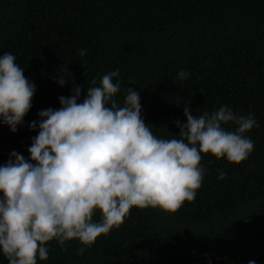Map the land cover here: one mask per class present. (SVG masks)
Here are the masks:
<instances>
[{"label": "trees", "instance_id": "1", "mask_svg": "<svg viewBox=\"0 0 264 264\" xmlns=\"http://www.w3.org/2000/svg\"><path fill=\"white\" fill-rule=\"evenodd\" d=\"M4 53L17 57L36 92L17 132L0 125V164L12 151L29 158L38 129L28 125L40 110L60 107L72 80L84 85L82 100L94 77L116 70V99L122 105L134 83L158 137L178 134L174 121L186 123V104L197 116L223 105L257 121L243 162L202 156L194 201L175 213L133 207L82 253L75 240L66 250L48 242L49 258L38 264H264V0H0ZM181 70L186 80L177 79ZM58 75L71 79L61 87ZM0 264H8L2 252Z\"/></svg>", "mask_w": 264, "mask_h": 264}, {"label": "clouds", "instance_id": "2", "mask_svg": "<svg viewBox=\"0 0 264 264\" xmlns=\"http://www.w3.org/2000/svg\"><path fill=\"white\" fill-rule=\"evenodd\" d=\"M16 61L12 53L0 55V125L13 133L24 123L36 92ZM188 75L181 70L177 79ZM119 76L116 70L99 81L94 77L82 100L85 87L72 80V94L58 98L60 107L40 110L39 120L28 125L38 129L29 158L12 151L0 164V252L8 264L48 260L46 245L53 240L62 250L78 241L82 253L119 228L133 207L175 213L185 201H194L202 186L203 155L239 164L254 150L247 133L256 119L223 105L197 116L186 104V123L174 121L178 134L154 135L134 83L122 105L116 99L121 85L114 78ZM69 79L58 75L57 82L63 87ZM229 124L235 129H227ZM218 171L217 178L225 179L226 173Z\"/></svg>", "mask_w": 264, "mask_h": 264}]
</instances>
